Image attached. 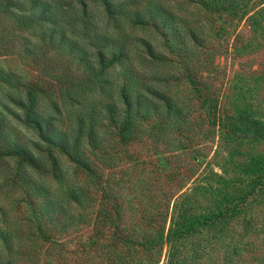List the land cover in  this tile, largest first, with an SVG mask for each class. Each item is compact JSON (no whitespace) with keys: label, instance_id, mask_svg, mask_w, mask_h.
<instances>
[{"label":"rangeland","instance_id":"rangeland-1","mask_svg":"<svg viewBox=\"0 0 264 264\" xmlns=\"http://www.w3.org/2000/svg\"><path fill=\"white\" fill-rule=\"evenodd\" d=\"M108 1L114 12L104 0H0V148L48 165L0 159L2 260L264 264V0ZM157 4L171 26L151 17ZM100 54L118 58L102 68ZM95 73L105 83L90 89ZM31 87L88 169L53 147L52 170L14 100ZM125 93L168 98L173 112L132 109L139 131L123 139L107 107L123 122Z\"/></svg>","mask_w":264,"mask_h":264},{"label":"trees","instance_id":"trees-1","mask_svg":"<svg viewBox=\"0 0 264 264\" xmlns=\"http://www.w3.org/2000/svg\"><path fill=\"white\" fill-rule=\"evenodd\" d=\"M105 4H107L108 8L112 11V6L113 4L108 1L104 0ZM154 10L153 14H151V17L154 20H158L162 13L165 16V21L164 24L166 27L168 25H172L174 18L171 15L170 10H165L163 11L161 5H154ZM114 12V11H112ZM138 18H141L137 16ZM173 48L178 49L176 45L173 46ZM101 58V66L102 68L108 67L110 64H112L114 61L117 60V56L113 55L110 59L107 58L105 55L100 54ZM86 82L90 83V89H93V87L100 85L102 83H105V81L99 76V74L93 75L91 78H87ZM8 83L16 87L19 83L14 84L11 79L8 80ZM154 94V93H152ZM68 97H70V92H67ZM76 98V94L74 93L71 99ZM149 96L146 94H138L137 96H131L130 94H124V100L125 103L127 104L128 108L126 110V114L124 115V121L123 122H118L116 115L118 114V108L114 104H110L107 107V113L111 117L113 123H115L119 129H120V135L123 139H128L131 137H135L138 134L139 128L137 124L134 122L133 117H132V109H135L138 107V117L142 118H151L152 115L154 114H159L166 110V112H173V105L169 101L168 98H166V106L163 107L156 101H152L151 104L147 103L149 100ZM15 102L24 109V114L27 116L26 121L36 124L38 129L42 132L43 136V141L45 145L40 148L42 151H47L48 152V157L51 161L52 164V170L55 172L58 171V168L56 166V160L54 156L51 154L50 150L53 147L59 148L61 151L65 152L66 154L69 155V157L76 162L79 166L83 168H89V161H87L86 158L83 157L82 153L79 151L78 147L74 148L73 147V141L71 139V133H68L67 131L64 132H54V129H48L49 128V121L44 119L41 114L36 110L37 106V94L35 93L34 89L31 87L27 90V95L26 98L23 99H14ZM136 104V107L135 105ZM91 145L93 146L94 149L97 148V140L96 139H91ZM4 156H16L19 157L20 160L26 161L28 164H31L32 166L38 167V168H48V165L44 161L41 160V158L37 157L30 149H28L25 146H20L17 145L15 147H10L7 149H1L0 148V159H2ZM70 196L77 200L76 202L82 207L85 205V202L87 201H80L79 193L76 190H72L70 192ZM79 200V201H78ZM48 211H44L43 213L40 214V216H37V219H42L43 221L45 220V217L47 216ZM73 218V217H72ZM78 218L80 220L83 219L82 214H78ZM51 219V218H50ZM74 221V218L72 219ZM42 221H39V223ZM42 228V227H41ZM4 231L0 229V238L8 244L9 243V237L6 236ZM39 237H37L38 239ZM45 238H47L45 235L41 237V239L44 241ZM116 242V241H115ZM119 261L122 262V258L119 256ZM159 260L156 259V262L154 264H158ZM0 264H11L9 261H3L1 256H0Z\"/></svg>","mask_w":264,"mask_h":264}]
</instances>
